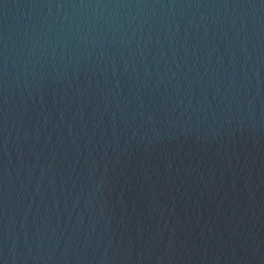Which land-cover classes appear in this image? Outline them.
I'll use <instances>...</instances> for the list:
<instances>
[{
  "label": "water",
  "instance_id": "95a60500",
  "mask_svg": "<svg viewBox=\"0 0 264 264\" xmlns=\"http://www.w3.org/2000/svg\"><path fill=\"white\" fill-rule=\"evenodd\" d=\"M0 264H264V0H0Z\"/></svg>",
  "mask_w": 264,
  "mask_h": 264
}]
</instances>
